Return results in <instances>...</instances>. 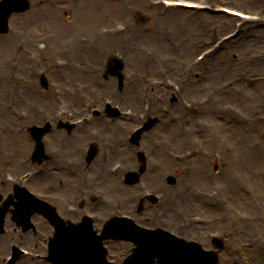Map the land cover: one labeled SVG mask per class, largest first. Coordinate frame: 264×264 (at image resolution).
I'll list each match as a JSON object with an SVG mask.
<instances>
[{"label": "rangeland", "instance_id": "374dc122", "mask_svg": "<svg viewBox=\"0 0 264 264\" xmlns=\"http://www.w3.org/2000/svg\"><path fill=\"white\" fill-rule=\"evenodd\" d=\"M29 1L31 2L30 10L26 14L13 16L10 21V34L6 36H0V79L6 81L2 89L3 94L0 95V101L4 100L2 102L4 108H1L0 106V131H2V126L6 124H10L11 126L16 125L15 127H28L34 123H37L36 121L31 123H22L23 118H25L23 117L24 113H26V111L28 110L27 103L29 102L35 103L37 107H39L40 105L41 107L46 108L48 107V105L50 106V104L47 105L46 102L40 99L42 97H46L49 102H51L49 112L52 113L57 109V105L55 106L54 104L55 98H53L52 96L53 93H51V90L45 91L44 89H42L41 82L38 79L39 77H36V67L34 63L29 59V57L32 59V51H28L26 53L23 49L25 46L29 47V41L45 40L48 46H50L48 55L46 53L47 63L44 64L42 63V61H40V64L42 67H44V73L47 74L49 82L51 81L52 84L56 85L62 91V95H65V92H67L68 89L73 90L75 88V85H85L89 81H91L92 77H89L90 75H88L87 71V68H89L90 72L92 73L91 75L95 76L94 78L96 82L99 78L101 79V82H99V84L95 83L96 87L93 88L98 92V95L91 97V99H99L100 95L102 94H114V100L116 102L123 103L124 107L132 103V106L139 108L141 107V105L137 103L136 106V103H134L133 100V96H122L121 92H119L118 89L117 79L113 78L112 76H108V78H105L106 73L99 75L98 72L95 71L98 67H104V61L107 62L108 60L104 52L102 54L104 55V57L95 55L94 60H91L89 58V53L86 52L84 57L87 56V62H90L89 64L85 61H79L78 57L82 55L70 54V58H68L67 56H63L66 62H70L73 65V68L71 70L64 72V76H66V78L63 80L60 79V73H52L51 77H49V74L51 73L49 70L53 71L56 68L54 67L53 63V55H60L59 53H56L54 51L64 47L67 39H70L74 36L76 37L79 34H92L93 31L99 27L109 24L112 25L119 22H131L135 25L140 26L142 29H149V35L145 34L148 35V37H153L157 31H163L166 36L163 34L160 37V39H162V41L164 42L160 46V50L155 46L156 44L154 45L149 43L147 40H142L141 42H138L137 49L134 48L135 50L133 51L132 56L137 60L140 67L142 65V61L145 60H142L143 58L151 57V55H147L148 57L145 56L143 51L145 49L153 51L156 53V55L158 54L157 57L159 59L157 63L153 62V64H155L158 69V73L156 72L157 76L160 75L159 71L161 70V68H171L173 70H169L166 72L171 77V79L176 78L183 80L186 78L187 80H191V83L198 84L201 89L198 88L199 90H197L196 93L190 94L187 92V94L189 96V99L202 97L207 98V108L201 110L202 113L205 112V116H202V113L200 114V112L194 114L187 113V111L185 113L177 112L179 109H181V107H179V103L175 102L174 99L158 101V106H160L162 110L159 111L160 114H162L163 110L165 109V111L169 110L172 112V114H175L177 116V121L175 124L171 125L168 122L165 123V125L168 126L169 129H171L170 131L173 133L171 134V136H162L160 132H158L157 135H153L152 133L156 128H152L142 136L140 147H137L136 145H128L125 142L127 131H121L118 133L117 138L119 141H122L124 149H128L121 150V152L124 153L123 155L113 157V154L111 153L112 148H109L108 152L110 153L112 159L110 164L107 165H105V163L100 160L102 150L98 147L101 146V144L94 143L98 149L97 156L89 166L93 169L95 166V160L96 158H98L100 160L99 162L106 167L105 175L116 181L115 182L111 179V186H109L108 189H104V186L100 184L101 189L105 191L104 193L106 195L101 196L99 199L105 197L108 202L116 204L117 207H110L104 203L101 205V208L107 207L106 211L109 215L119 211V207H121V209H123L124 211H130L129 208L133 203L132 197H134V195L140 191V187H145L148 193L151 195L159 194L162 196L163 188H166L168 190L167 201L164 204L162 202L160 204H151V202L148 200V197L145 195L143 198V203H141L137 207V213L134 214L137 220L139 219L140 221H147L152 225H158V221L154 213L155 210H160L165 214H167V212L169 214L172 211L175 214L177 211H190L191 208H196L197 206L198 210L200 211L197 204L198 200H202L199 194L200 192H209L210 190H216L217 186L228 187L232 183L238 190V198H243L235 202V207L239 209V212L249 211L251 213L253 207L252 205L257 206L255 200L258 198L261 208L257 210L254 209V214H256L257 212L262 218V221H264V217L262 215L264 211V125L262 122H259V124H261L259 127H256L255 123L250 124V126L243 123L240 124L236 117L234 118L233 122H227L228 118L223 111L224 107L226 106H238L239 109L243 110L244 112V114L239 115L240 117H245L247 115H257L259 117V120L264 121V108L261 104H259L264 100V93L260 96L259 99L257 98V96L252 97V99H246L244 94L240 93V91L243 90L242 87L253 86L249 82V79L254 81H260L261 79H264V66H262L264 64V40L261 38L262 36H264V23L244 25L243 33L253 30L254 32H256L259 38L242 46L239 53L231 51L238 47V44L244 37L243 33L240 34L235 40L225 44L220 52L207 59V73H209V70L213 68L211 66L215 63L221 64V70L225 72L222 73V78L220 79H212V77L207 76L206 80L205 78L199 79L193 73H188L189 69L186 68V66L199 53L201 41L207 40L208 42H214L216 34L217 37L220 38L221 36L227 34L229 30H231V27H228L224 30L220 29L217 31H215L216 29H212L213 24H221L224 21L225 17L212 16L210 14L188 16L186 12L181 10L177 12H168L161 17L159 14V10L150 11L148 9V6H150L149 0H126L128 5L124 3L125 0H119V4L114 3V5L117 4L118 8L120 9L116 10L115 13L109 12L108 14H104L102 11L98 10L100 11L99 16H94L93 18L92 16H82L81 19L83 23H79L81 21L80 18L78 19L79 22H75V19H73V17L77 15V12L79 10L84 11L83 9L86 6L92 9H97L99 8L97 3L106 4L109 3V1L87 0L83 3H80L73 0H53L51 3L45 5L39 3L38 0ZM223 1L226 2L230 0ZM246 2H248L249 4L244 5L240 1V3L234 7L243 9L250 13L256 12L259 8L263 10L262 14L260 15H264V0H247ZM132 4H134V6ZM57 6L61 7L56 10L55 7ZM63 6L67 7L66 9H68V11L66 12L67 16L64 23L60 18V16L64 15ZM134 7L137 12L132 11ZM54 13L59 14V17L57 19H53V17H51ZM128 15L135 16V18L129 17ZM206 17L210 21L208 27V35H205V33L204 35L200 36L201 32L199 35V33H197L196 31L193 32L190 30L191 26H193V22L197 18L201 19ZM157 19H159L158 23L161 22V24L156 27V31H153L152 27H154V25L156 24L155 21ZM169 19H171L172 21L173 19H175L176 21L173 24L169 22ZM112 21L114 22L110 23ZM235 21L237 22V20ZM235 21L232 20V23H234ZM135 32L136 30L133 29L131 34L133 35ZM57 37H60L61 39L57 44L56 49L53 50L52 47L54 48V46L52 44V41H55L54 39ZM129 38L130 36L126 37L125 41ZM188 38L189 41H187ZM38 42L36 44H38ZM187 42H189L190 47L195 46L196 51L190 54L186 58L185 62H183V64H180L179 52L182 50L183 43ZM4 43L6 44L5 47L7 49L10 48V50L3 51L5 50L4 48H2L4 46ZM165 44L167 45V49L165 48ZM128 53L129 47L127 49V46H122V48L116 51L115 56L121 57L123 54V57L127 58ZM40 57L41 56H39V58ZM157 57H154V59H157ZM173 58L177 59L174 61V63L171 60ZM228 58L232 59V65H230V63L227 61ZM83 69L85 71H82ZM128 69L130 70V72L140 71L138 67L132 69L129 66ZM196 70V73H198L199 68H197ZM200 70H202V68H200ZM234 70L238 71V78L235 77L237 74ZM78 73L80 74V76H75V78L67 79V77H70L71 75H77ZM159 77L161 78V76ZM231 82H234V87L236 89L233 96L228 90V86H232L230 85ZM30 85H33L34 91L26 92L25 88L27 89ZM123 85V91L125 90V88L127 91L128 87L126 86L125 81L123 82ZM14 88L16 90H14ZM141 88L142 87L137 88V90L139 89L138 94L132 92L135 94L134 97L137 96L139 98ZM22 93L24 95H22ZM30 93H34V95L31 96ZM137 97H135V100L138 99ZM20 98L22 103L19 102ZM41 101H43V103H41ZM66 107H69L67 103ZM13 115H19L21 119H19L14 124L13 122L7 123L9 121H15V119L12 118ZM114 123L119 122L114 121ZM41 125L44 124L42 123ZM162 126L164 125L162 124L158 126L157 128L159 129H157V131H159L160 127ZM223 128H228V130ZM234 130H237V132H235ZM84 132L87 133V130ZM6 135L9 138L4 140L3 143L5 146L2 150H0V156L5 150H10V145L13 144L14 151L12 150L9 153L10 156L17 161V163H12V161L7 158L2 159V162L0 164V175L5 172V174H13L15 176H18L26 170V168L20 166L19 160L27 157V155L29 156L32 154V149L28 147V145H32L34 147V142L30 138V135L27 134V132L18 135ZM26 142L28 143L27 145ZM58 142L60 143V145ZM58 142H56L55 145H63L60 140ZM43 143L46 147V152H50V146L53 145H50V137L44 138ZM208 143L212 145L208 146ZM238 144L244 146L249 145V148L253 149L252 152L249 151V154L246 155L247 163H243L241 161L240 152L236 150L239 148L237 146ZM190 145L198 146L202 150L208 148V150H210V152L213 154V157L210 160H205L203 158H196L197 156H194L195 159H191L188 163H181L180 167L179 165H174V163L168 157V152L176 151L177 153L184 149L186 150V148H188ZM102 146L105 145L102 144ZM150 146H152L154 150H151L152 147ZM61 148L62 147L51 150L60 152ZM138 149L143 151L139 152ZM144 151H151L152 156L150 158H147L146 156V172L145 174L141 175L142 163L139 156L142 152L145 155ZM59 155H61V153H59ZM123 159L127 160L129 171L127 173H131L135 177H139V182L134 183L133 186L126 185V181L124 182V180H126L127 177L123 176L124 174H121L117 177L111 176L109 174V168L111 164ZM130 159L132 160L130 161L132 163H130L129 165L128 161ZM153 161H155V163H159L160 165L164 162L166 163V167L164 166L163 170L153 169L151 165ZM238 161L239 163H237ZM241 162L242 167L239 168L238 166H240ZM7 163L10 165L9 167H6L8 165ZM188 165L190 166L189 169ZM199 165L206 166L205 171H201V173L195 172ZM232 165H234V167H231ZM87 166V164H84V171L86 170ZM33 167L39 168V166L37 165ZM75 174V176L73 174H71V176L77 177L79 175L78 172ZM71 176L67 179V181L71 180L72 182H74L73 184H76L78 179H74ZM95 176L99 178V184L101 176L96 172L94 173V177ZM239 179L244 181L246 185L248 184L251 187H248V190L250 192L248 196L249 198L244 194V191L240 186ZM172 180L175 182V184L171 183ZM86 184L88 185L86 194H89L91 189L97 190L98 188V184H95L93 188L89 187L90 181ZM32 185H34L36 189L41 190L45 193L53 191L59 193L63 190V187L60 186L61 183L59 182L53 186V190H48L52 187L47 188L46 186L38 184V182H33ZM184 185H186V187ZM186 191H188L187 196H189V199L184 196V203L182 202L183 204L179 206L169 205L170 200L173 201L177 198L178 194H185ZM3 192L4 191L0 190V193ZM125 192H128V195L130 196L128 200L124 197ZM86 206H91V211L95 210L91 202ZM141 210L142 212L140 213L139 211ZM201 212L204 213L203 211ZM220 212L221 211H214V214H211L210 216H214L216 215V213ZM103 217L104 216H101V218ZM165 219L168 220V217H166ZM178 222H180L179 219L175 222V224H177ZM256 222L257 220H255V223ZM223 226H227V224H224ZM233 232L237 231L233 230ZM252 232H255L252 228L249 231L244 226L242 232L243 235L237 236L233 233H230L228 235L232 239L234 248H238L241 243L249 241L250 238L253 239L255 234ZM5 234H11V237H6V247L0 250V256H6L8 253V243L11 240H18L19 238L17 233H11V230L9 231L8 229ZM261 237L262 239H264V234ZM117 245L122 244H114V247L116 248ZM207 247L215 249L214 244L211 243L207 244ZM226 247L224 246L222 252L218 253L219 264H228L226 260L233 259L235 256L236 260H244L246 262L242 264L264 263V247L262 249L255 248L259 251L258 253H261L262 251L263 257L258 261H254V256L252 253L240 252L238 254L231 251L228 252Z\"/></svg>", "mask_w": 264, "mask_h": 264}, {"label": "bare ground", "instance_id": "6f19581e", "mask_svg": "<svg viewBox=\"0 0 264 264\" xmlns=\"http://www.w3.org/2000/svg\"><path fill=\"white\" fill-rule=\"evenodd\" d=\"M83 2L85 1V0H82ZM82 1H79V2H82ZM104 6H106V5H104ZM59 8H56V10H58ZM84 11H82V10H79L78 12H77V15L79 16V17H81V16H84V15H86V16H92V18L94 17V16H97L96 14L95 15H91L90 13L91 12H95V11H97V10H95V9H92V8H89V7H84V9H83ZM68 11V9H66L65 7H64V14L66 13ZM51 17H53V19H57L58 17H59V14H57V13H54L53 14V16H51ZM182 19V18H181ZM175 19H173V21L171 20V19H169V22H171V23H175ZM79 23H83L82 21H80ZM225 25H222V27L220 28V29H226V28H228V26L226 25V23H224ZM214 25V24H213ZM247 25V24H246ZM248 25H253V24H248ZM208 27H209V20H207V19H204V20H197V21H195V23H194V25H193V27L190 29L191 31H193V32H197V33H199V32H203V33H205V32H207V30H208ZM61 30H63V29H61ZM42 31H43V29H42ZM153 31H156V29L155 28H153ZM62 33H63V31H62ZM243 33V31L241 32V33H238L239 35L240 34H242ZM165 35V33L163 32V31H157L155 34H154V36L153 37H151V36H149L148 37V35H145V36H140V35H136L135 37H134V39L136 40V41H139V42H141L142 40H147L149 43H151V44H156L155 46L160 50V46L162 45V43H164L163 41H162V39H160V37L162 36V35ZM244 34V37H243V39L241 40V42L238 44V47L236 48V49H233V51H231V52H236V53H239L240 52V48L242 47V46H244V45H246V44H248V43H250V42H253V41H255V40H257L258 38H259V36L256 34V32H254L253 30L251 31H246V32H244L243 33ZM238 35V36H239ZM166 36V35H165ZM164 36V37H165ZM237 36V37H238ZM236 37V38H237ZM122 38V36L121 37H119V38H117V39H115V40H113V41H110L111 43L110 44H108V45H106L105 46V48H104V53L107 55V53H109L108 55H110V54H112V53H116V51L118 50V49H120L121 48V46H122V44H121V42H120V39ZM235 38V39H236ZM263 40H264V36H262L261 37ZM55 41H52V44H53V46H54V48H56V46H57V44L60 42V39H58V38H56V39H54ZM151 40V41H150ZM187 41H189V38L187 39ZM230 42V41H229ZM5 43H4V46L2 47V48H4L5 50H3V51H8V50H10V48H6L5 47ZM225 45V44H224ZM223 45V46H224ZM184 46H185V48H184ZM131 49L132 48H134V47H136V45L135 44H131L130 46H129ZM165 48L167 49V45L165 44ZM194 51H196V49H195V46H189V42H187V43H183V47H182V50L179 52V56H180V60H179V62H180V64H183V62L186 60V58L190 55V54H192ZM132 51H130V53H131ZM79 55H81V54H79ZM103 57V56H102ZM101 57V58H102ZM232 57H233V55H232ZM255 57V56H254ZM133 58V56H132V54H131V56H130V59H132ZM227 58V57H226ZM264 59V58H263ZM85 61H88V59H86ZM229 63H230V65H232L231 64V62H232V59L231 58H228V60H227ZM262 66H264V64L262 65ZM211 67H213V68H211L210 70H209V73H207V75H206V77L207 76H210V77H212V79L213 78H215V79H220V78H222V73L223 72H225V71H222L221 70V68H222V65L221 64H218V63H215L214 65H212ZM235 71V73L237 74L235 77L236 78H238V71L237 70H234ZM253 71V70H252ZM230 75H231V73H230ZM233 79H234V76H233ZM232 79V80H233ZM249 82L253 85V86H244V87H242L243 88V90L242 91H240V93H242V94H244V96H245V98L246 99H249V98H251L252 99V97H256L257 96V98L259 99L260 98V96L264 93V79H261L260 81H254V80H251V79H249ZM197 84H192L191 86H190V88H189V91L190 92H195L196 90H195V88L197 89L199 86H196ZM230 85H232V86H234V82H231V84ZM194 86H196L195 88H194ZM25 91L26 92H29V91H34L33 90V85H30L27 89L25 88ZM234 91H235V89H233V90H231V95H233L234 94ZM22 95H24L23 93H22ZM30 95L32 96V95H34V93H30ZM256 98V99H257ZM40 99H42L44 102H46V104L48 105V104H50V106H51V103L49 102V100L46 98V97H42V98H40ZM43 101H41V103H43ZM256 103H259V102H256ZM259 104H261L262 105V107L264 108V100L263 101H261ZM177 106V105H176ZM246 106V105H245ZM245 108V107H244ZM180 111V110H179ZM181 112V111H180ZM248 118L250 119V120H246V119H243L242 117H239L238 116V118H237V120H238V122L240 123V124H242V123H245V124H247L248 126H250V124H253V123H255L256 125V127H259L261 124H259V122H262L263 123V125H264V121H261V120H259V117L257 116V115H255V116H250V115H248ZM117 127H119L120 129H122L121 128V126L119 125V124H117L116 125ZM223 129H226V130H228V128H223ZM171 129H169V128H167L166 126L164 127V135L165 136H167V133L168 134H173L171 131H170ZM235 132H237V130H234ZM167 132V133H166ZM115 133V131H113V134ZM239 147L240 148H238L237 149V151L238 152H240V156H241V161L243 162V163H247V159H246V155H248L249 154V151H253L252 149H250L249 148V145H247V146H244V145H241V144H239ZM13 150V145H12V147H10V150H7V151H5L3 154H2V156H1V158H7V157H9L10 156V151H12ZM120 150H121V147H118L117 145H114V148H112V152L113 153H120ZM14 151V150H13ZM12 162H14V163H16V160L13 158V160H11ZM242 162H241V164H240V166H238L239 168H241L242 167ZM237 163H239V161L237 162ZM231 167H234V165H232ZM205 168H206V166H203V165H199L198 166V168L195 170V172H200L201 173V171H205ZM97 171H99L100 172V174L103 176V180H104V182L106 183V185L109 187V186H111V184H110V181H109V178L107 177V178H105L104 177V169L103 168H101V169H98L97 168ZM196 173V174H197ZM43 177H44V175L43 174H41L40 175V177H38V178H36L37 180H39V181H43V180H47L48 179V182H56V181H61V173H59V172H54V173H52L50 176H49V178H44L43 179ZM185 187H186V185H184ZM229 188L227 189L228 190V192L230 193V195L233 197V195H234V197H235V199L236 200H239L238 199V190L235 188V186L231 183V185L230 186H228ZM235 193V194H234ZM187 194H188V191H186V193L185 194H178V196H177V198L176 199H174L173 201L172 200H170V205H172V206H178V205H181V204H183L184 203V196L185 197H187V199H189V196H187ZM124 197L126 198V199H129L130 198V196L128 195V192H125V195H124ZM183 202V203H182ZM198 206H199V208H200V210L201 211H206V212H211V210L212 209H216V208H223V205L220 203V201H218V200H215V201H213V202H207V201H203V199L202 200H199L198 201ZM256 210H257V208H256ZM256 210H255V212H256ZM169 215H173V213H172V211L169 213ZM255 217H256V220H257V222L255 223V221L253 220L252 221V224L254 225H252V224H245L248 228H252L254 231H255V234L257 235V236H262L263 234H264V221H262V218L260 217V215L256 212V214H255ZM223 223H220V224H218L217 226H221ZM192 225V224H191ZM191 225H189L188 226V228H190L191 227ZM193 228L194 227H191L190 228V231H192L193 230ZM200 228V227H199ZM196 233H203V230L200 228V229H196V231H195ZM192 235H190L189 237H191ZM259 243L261 244V241H259ZM5 246H6V243H5V238H0V247H2V249L3 248H5ZM255 247V246H254ZM253 247V249H250V250H248L247 252H249V253H252L253 254V256H254V261H258V260H260L263 256H262V253H258L259 251L258 250H256L255 251V248ZM263 262H264V259H263ZM232 264H240V262L239 261H234V260H232ZM264 264V263H263Z\"/></svg>", "mask_w": 264, "mask_h": 264}]
</instances>
